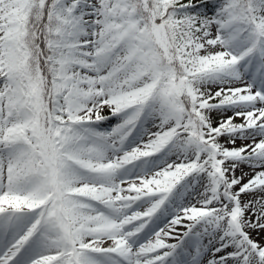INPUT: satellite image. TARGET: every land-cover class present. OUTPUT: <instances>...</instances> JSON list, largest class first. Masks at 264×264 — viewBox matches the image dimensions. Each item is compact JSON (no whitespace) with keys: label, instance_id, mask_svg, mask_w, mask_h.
I'll use <instances>...</instances> for the list:
<instances>
[{"label":"snow or ice","instance_id":"1","mask_svg":"<svg viewBox=\"0 0 264 264\" xmlns=\"http://www.w3.org/2000/svg\"><path fill=\"white\" fill-rule=\"evenodd\" d=\"M0 264H264V0H0Z\"/></svg>","mask_w":264,"mask_h":264}]
</instances>
